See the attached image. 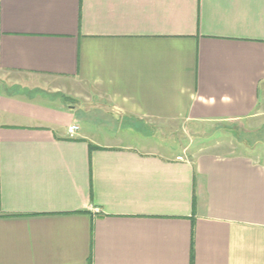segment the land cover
I'll return each mask as SVG.
<instances>
[{"label": "crops", "instance_id": "obj_1", "mask_svg": "<svg viewBox=\"0 0 264 264\" xmlns=\"http://www.w3.org/2000/svg\"><path fill=\"white\" fill-rule=\"evenodd\" d=\"M0 264H264V0H0Z\"/></svg>", "mask_w": 264, "mask_h": 264}, {"label": "rangeland", "instance_id": "obj_2", "mask_svg": "<svg viewBox=\"0 0 264 264\" xmlns=\"http://www.w3.org/2000/svg\"><path fill=\"white\" fill-rule=\"evenodd\" d=\"M232 131L236 134L232 135ZM152 148H156L163 153L173 151H187L196 149L212 148L213 146H223L228 153L248 152L251 147L246 142L256 141L248 138L247 132L240 126L233 128L225 125H217L205 130L187 129L182 125H175L172 128H157L149 131ZM251 137V136H250ZM250 143V142H249Z\"/></svg>", "mask_w": 264, "mask_h": 264}, {"label": "built area", "instance_id": "obj_3", "mask_svg": "<svg viewBox=\"0 0 264 264\" xmlns=\"http://www.w3.org/2000/svg\"><path fill=\"white\" fill-rule=\"evenodd\" d=\"M80 130V127L77 125H74L68 129V134L70 137H74L78 131Z\"/></svg>", "mask_w": 264, "mask_h": 264}]
</instances>
